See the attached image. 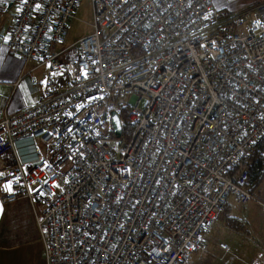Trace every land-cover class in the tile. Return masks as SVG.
I'll return each instance as SVG.
<instances>
[{
    "label": "built area",
    "instance_id": "obj_1",
    "mask_svg": "<svg viewBox=\"0 0 264 264\" xmlns=\"http://www.w3.org/2000/svg\"><path fill=\"white\" fill-rule=\"evenodd\" d=\"M80 1L17 0L0 36L42 69L39 99L0 118L3 199L29 200L45 264H189L230 199H255L264 3L90 0L92 32L65 45Z\"/></svg>",
    "mask_w": 264,
    "mask_h": 264
},
{
    "label": "crops",
    "instance_id": "obj_2",
    "mask_svg": "<svg viewBox=\"0 0 264 264\" xmlns=\"http://www.w3.org/2000/svg\"><path fill=\"white\" fill-rule=\"evenodd\" d=\"M16 1L0 0V36L9 29V13L14 10ZM4 3H9V6L4 8ZM213 3L218 9L234 13L247 10L250 6L240 5L236 10L240 0L232 3L213 0ZM55 76L63 83L64 79L59 76V72H55ZM41 77L40 67L34 68L32 63L25 66L19 53L0 43V118L4 113H15L35 103L39 99ZM7 163L8 159L0 158V168ZM0 206V264H45L43 245L29 200L20 198L5 201L0 188ZM250 206H254L252 202Z\"/></svg>",
    "mask_w": 264,
    "mask_h": 264
},
{
    "label": "rangeland",
    "instance_id": "obj_3",
    "mask_svg": "<svg viewBox=\"0 0 264 264\" xmlns=\"http://www.w3.org/2000/svg\"><path fill=\"white\" fill-rule=\"evenodd\" d=\"M262 3L264 0H240L236 4V10L240 5H250L247 10H243L246 13ZM91 22L90 0H81L73 12V18L67 24L65 45L73 43L80 36L90 34ZM251 195L255 199L243 204L236 203L233 199L229 201L230 216L241 221L245 229L235 231L225 226L223 214H220L216 224L206 235L201 249L195 253L189 264H264V176ZM251 202L253 207L250 206Z\"/></svg>",
    "mask_w": 264,
    "mask_h": 264
},
{
    "label": "trees",
    "instance_id": "obj_4",
    "mask_svg": "<svg viewBox=\"0 0 264 264\" xmlns=\"http://www.w3.org/2000/svg\"><path fill=\"white\" fill-rule=\"evenodd\" d=\"M121 118L123 123V127H122L123 134L125 136H129L130 133L132 132V126L126 119L125 114H121ZM261 151L263 152V154L260 153ZM263 176H264V135L256 143L255 148L253 150V156L249 164L247 177L250 186V193L252 192L253 189L257 188L260 185ZM220 214L221 215L223 214L225 226L235 231H243L245 229L241 221L230 216L231 207L229 202H227L223 210L218 213L217 218Z\"/></svg>",
    "mask_w": 264,
    "mask_h": 264
},
{
    "label": "snow or ice",
    "instance_id": "obj_5",
    "mask_svg": "<svg viewBox=\"0 0 264 264\" xmlns=\"http://www.w3.org/2000/svg\"><path fill=\"white\" fill-rule=\"evenodd\" d=\"M25 2H26V0H25ZM40 7V4H35V8H39ZM17 11H20V9H17ZM42 83H44L45 85H46V83H47V81L45 80V81H42ZM78 107H82V105H80V106H78ZM70 115V114H69ZM116 125H117V127H119V121L117 120L116 121ZM68 131H71V129H69ZM44 183H47L46 181L44 182ZM54 187H59V185H53ZM6 188H7V190L9 191V192H11L12 191V184H11V182H9L8 184H6ZM34 191H39V190H34ZM39 194L40 195H44V193L42 192V191H40L39 192ZM0 212H2V206H0Z\"/></svg>",
    "mask_w": 264,
    "mask_h": 264
},
{
    "label": "water",
    "instance_id": "obj_6",
    "mask_svg": "<svg viewBox=\"0 0 264 264\" xmlns=\"http://www.w3.org/2000/svg\"><path fill=\"white\" fill-rule=\"evenodd\" d=\"M119 121V127H117L116 125V121ZM112 126H113V133L115 134V136L119 137L121 135V123H120V119L117 113L113 112L112 113Z\"/></svg>",
    "mask_w": 264,
    "mask_h": 264
}]
</instances>
